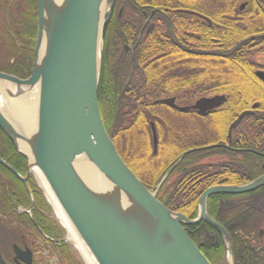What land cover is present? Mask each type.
<instances>
[{
  "label": "water",
  "instance_id": "obj_1",
  "mask_svg": "<svg viewBox=\"0 0 264 264\" xmlns=\"http://www.w3.org/2000/svg\"><path fill=\"white\" fill-rule=\"evenodd\" d=\"M49 3L51 6L50 0H37V33L29 77L20 80L0 73V96L3 94L9 101L15 96L4 83L22 88L24 93L38 87L33 136L29 140L33 165L44 175L60 207L97 264H210L182 225L205 221L229 242L223 229L207 217L206 199L212 194L236 195L252 191L264 184V175L248 185L205 190L199 200L196 219L188 220L166 208L157 200V194L183 156L153 190H148L120 158L101 121L97 86L105 33L116 0H64L59 9L51 7L54 13ZM101 6L105 8L103 14ZM42 46L40 60L38 52ZM256 76L264 82V74L258 72ZM223 101L224 98L216 96L201 98L191 107H178L174 99L169 98L154 104H164L180 113L193 110L205 117ZM248 115L252 112L241 113L231 123L228 138L240 120ZM150 129L155 153L157 136L152 122ZM0 130L10 139L14 151L27 160L26 177L18 175L1 159L0 165L26 185L29 160L18 150L11 134L24 143L28 140L11 130L1 112ZM80 157H85L93 171L116 192V197L125 200L122 209L113 205L116 199L108 200L87 188L75 169ZM133 215H139L146 225H137ZM228 242L227 252L230 251ZM13 262L32 264V252L13 246ZM0 264H6L1 253Z\"/></svg>",
  "mask_w": 264,
  "mask_h": 264
},
{
  "label": "trees",
  "instance_id": "obj_2",
  "mask_svg": "<svg viewBox=\"0 0 264 264\" xmlns=\"http://www.w3.org/2000/svg\"><path fill=\"white\" fill-rule=\"evenodd\" d=\"M228 1H231L229 3L231 5L223 10L221 5H225L227 0H212V3L217 4L218 7L217 15L213 16L216 25L211 28L206 26L201 28L200 42L194 41L192 38L187 39L189 44L195 45L198 50L200 48L202 53L216 52V56L205 54L198 57L188 54L181 56L180 50L169 39L168 25L164 18L156 16L159 25L152 37L144 35L138 42L133 67L131 65L125 67L124 71H121V67L118 72L123 74L122 79L111 78L108 75L107 85L105 84L103 88L99 85L97 95L100 115L103 126L115 145L117 140L120 145L122 139H126L131 132L138 131V127L141 128V131H146L149 121L154 123L158 137L156 154L152 152L149 139H146V145L140 144L136 151H132V147H127L128 157L123 156L121 151H118L127 167L150 189L159 183L182 151L186 149V145H181L179 142L180 131L173 122L175 117L182 115L163 105H152V102L167 97H177L178 87L183 83L195 87H189L191 90L188 91V94L191 100L214 95L226 97L222 106L214 110L209 119L197 117L192 113V118L200 122V126L197 127L198 132L209 131L204 136L200 133L205 138L200 141L201 146L226 141L228 125L240 112L250 110L252 104L257 102L259 107L253 110L254 115L245 117L243 123L232 131L231 142L228 146L242 150L250 148L261 154L264 153V85L254 77L253 66L248 56L243 55L247 50V43H241L243 39L253 34L249 32H253L261 20L264 21V15L256 8L260 4V0H251L252 10L247 13L250 17L247 20L249 26L246 28L244 26V14L239 13L236 9L241 0ZM147 2V0H117V7L122 6L123 14L121 17H117L116 11L111 19L107 29V38L110 39V44L120 46L125 42V38L132 33V30H138V27L131 25L125 15L131 16L134 11L132 5L145 6ZM168 2L170 1H159L163 5ZM17 21L19 27L25 28L27 33L31 30L32 22L27 15H21ZM173 31L175 42H178V27L175 24ZM137 33L138 31L135 34ZM217 46L220 47L216 48ZM235 46L237 47L233 50ZM231 50L233 52L230 56L225 55L226 53L229 54ZM114 62L116 63V61ZM31 64L32 57L26 60L23 58L16 59L13 65L19 69L20 74L16 73L15 75L22 79L29 76ZM126 80L128 81L125 87ZM149 109H151L150 114L148 113ZM260 118L263 119L259 120ZM209 121L216 126L215 135H213L212 127L208 125ZM146 137L148 138L147 135ZM165 154H169L167 160L163 158ZM195 156L197 155L191 154L188 158L193 159ZM246 156L249 158L250 164H242L237 172L242 175L248 174V177L252 179L259 169V165H255V161H259L260 158L252 154H246ZM0 158L17 173L24 172V160L13 151L1 132ZM132 162L135 163V166ZM190 166L191 169L185 173H182L183 163L174 168L160 187L157 200L170 211L181 213L188 219H193L197 213V204L193 202L195 190H183L182 177L185 175V178L192 179L196 174L201 175L207 169L206 166H200L196 163H192ZM212 166H216L213 169L218 167L221 169L222 165L216 163ZM6 181L11 183L10 189ZM0 187V251L2 253L6 248L9 253L7 243L16 242L21 229L11 227L10 223L5 220L19 219L20 217L14 214L16 207L29 203V200L21 183L1 165ZM33 199L32 219L35 224L34 228L41 231L49 239H59L60 230L48 218L49 210L46 204L41 201L42 199L37 194L34 195ZM8 212L12 214L6 215ZM3 217L6 219L3 220ZM28 220L30 219L28 218ZM29 226L31 227V225ZM191 239L194 241L193 238ZM241 241L242 238L238 237H232L231 243L229 241L234 264H264L263 256L245 249ZM33 243L36 245L35 240ZM52 247L60 264H79L77 258L61 241L59 245ZM211 251L213 258L206 256L207 260L210 264H219L224 254L223 247L220 245ZM5 262L13 264L11 259ZM33 264L44 263L34 261Z\"/></svg>",
  "mask_w": 264,
  "mask_h": 264
},
{
  "label": "flooded vegetation",
  "instance_id": "obj_3",
  "mask_svg": "<svg viewBox=\"0 0 264 264\" xmlns=\"http://www.w3.org/2000/svg\"><path fill=\"white\" fill-rule=\"evenodd\" d=\"M147 1L148 2L145 6L132 5L134 11L131 13V16L125 15V17L131 22V25L138 27V30H132V33L125 38L124 43L120 46L110 44V39L107 38V32L105 33L102 48L103 65L100 72L99 84L102 88L106 84L108 75L115 79L123 78V74H119L118 72L121 68V62L126 60L131 62V64L134 63L138 42L144 35H150L152 37L159 25L156 21L158 20L156 19V16H162L164 18L168 25L169 39L174 46L180 50L181 56L186 54L195 57L201 56L202 54L207 56H216V52L202 53L200 48L198 50L195 45L192 46L187 42V39L191 38L194 39V41L196 40L200 42L201 28L203 26L211 28L216 25L213 16L217 15L218 7L217 4L212 3V0H169L170 2L165 5L159 3L160 0ZM230 2L231 1L227 0V3L225 5H221V8L223 10L227 9L231 5L229 4ZM256 8H258L260 12H263L264 15L263 0H260V4L257 5ZM236 9L239 13L244 14V26L247 28L249 26L247 20H249L250 17L247 13L252 10L251 0H241L236 6ZM36 11L37 0H0V21L2 23L0 30V70L3 72L20 74L18 71L19 69L12 65L14 61L19 58L26 60L32 57L33 59L34 42L37 33ZM116 11L117 17H121L123 8L121 5L120 7H117V3H115L113 15ZM21 15H27L32 22L31 30L28 33L25 28L23 29L19 27L17 19H20ZM174 24L178 27V42H175L176 40L173 31ZM189 27L190 29H188ZM137 31L138 33L135 34ZM123 33L126 32L123 31ZM249 33L253 34L243 39L241 42L247 43V50L243 55L248 56V59L253 66L254 77L264 85V82L256 76V73L258 72L264 74V21L261 20V23H258L257 28L253 29V32ZM237 46L233 47V49ZM218 47L220 46H217L216 48ZM232 52L233 51L231 50L229 51V54L226 53L225 55L230 56ZM253 56H256L254 61L251 59ZM3 59H6L5 63L3 62ZM114 61H116V63ZM121 71H124L123 67L121 68ZM126 85L127 82L124 86L126 87ZM189 87L195 88L193 85H186V83L180 84L178 87L179 93L177 97H167L163 99L173 98L176 106L191 107L197 100L201 98H209L199 97L191 100L188 94V91L191 90ZM224 102L225 101H223L222 104ZM152 105H154V101L152 102ZM255 105L256 107H254ZM258 107L259 103L255 102L252 104L250 110H245L243 112H252V115L250 116H253V110ZM148 111L150 114L151 109ZM212 112H210V114L206 117H201L196 112L190 111L187 114H182L181 117L185 118L186 121H189V119L192 118V113H194L197 117L209 119ZM262 119L263 118H260L259 120ZM196 122L197 120H195V123ZM180 124L181 127H179V131L181 138L179 142L181 145H186V149L182 151L178 159L186 152H190L185 154L178 163V165L183 163L182 173L191 169L190 165L192 163L199 165V160L201 158H207L206 162L202 163V166H206L207 169L204 173L201 175L196 174L192 179L185 178V175L182 177V181L184 182L182 189L195 190L193 202H196V204L199 203L201 195L207 189L213 187L244 186L255 177L264 175V153L261 154L256 151H242V149H235L228 146L231 142V139L229 140L228 138V129L230 124L226 130V141L202 146L201 142L194 140L199 135L197 125H194V128H190L187 127L184 122ZM243 153L252 154L260 158L259 161H255V165H259V169H257V172H255L256 176L252 179L248 177V174L242 175L237 172V169L242 166L239 155ZM191 154H195L197 156L193 159H191V157L188 158ZM216 163L222 165L221 169H219V167L213 169L216 166L212 165ZM185 201H187V198L184 200V203L186 204ZM205 206L207 217L223 229L230 243L232 237L242 238L241 242L243 243V247L245 249H248L254 254H261L264 258V184L259 188L242 194H212L207 198ZM197 216L198 211L193 219H196ZM182 227L184 228L187 236L198 247L206 259L207 257L213 258V252L211 250L220 247V245L223 247L224 253L227 251L226 246L228 241L217 229L207 222L199 221L195 225H182ZM191 238H193L194 241ZM28 239L29 238L23 236L21 233L18 235L16 242L10 241V243L8 242L9 244L7 243L11 258L13 257V246H17L21 250L25 248L29 249L31 247ZM30 249L29 250L32 251V248ZM231 258L233 260L232 254ZM225 262L226 259L224 258L220 260L219 264H225ZM33 263L32 254V264Z\"/></svg>",
  "mask_w": 264,
  "mask_h": 264
},
{
  "label": "bare ground",
  "instance_id": "obj_4",
  "mask_svg": "<svg viewBox=\"0 0 264 264\" xmlns=\"http://www.w3.org/2000/svg\"><path fill=\"white\" fill-rule=\"evenodd\" d=\"M50 1H51V6H50V3H49V6H50L51 11L54 13L55 12L54 10L57 8L59 9L60 5H62L64 0H50ZM263 2H264V0H263ZM104 12H105V8H104V6H101V14H103ZM122 14H123V12H122ZM110 22H111V20H110ZM110 22H109V24H110ZM109 24H108V26H109ZM48 26L49 25L47 23L44 27L45 28V30L43 32L44 40L47 37ZM107 29H108V27H107ZM106 32H107V30H106ZM38 54L40 56L38 59L41 60V58L43 56V46H42L41 50L38 52ZM102 65H103V57H102V61H101L100 72L102 70ZM119 65H120V63H119ZM130 65H131V67H133V63L131 64V62H129V61L124 60L121 62V67H123V68L129 67ZM31 69H32V67H31ZM99 79H100V76H99ZM127 81L128 80H126V82ZM3 85L10 87V90L12 91L13 96H15L17 98L14 97L13 99H11V101H9V99H7L6 97L4 98L3 97L4 95L1 93L2 95L0 96V112L4 115L6 121L8 122V124L11 127V130L14 133H16L18 136H23V137L27 138V140H28L26 143H24L23 141L15 139V136L11 134V136L13 137L14 143L17 146L18 150L21 151L25 155V157H27L29 160V174H31L34 178H36V180L38 182V187L43 192L48 205L52 209L53 219H55L58 222V224L61 226V228L66 232L65 241L72 243L73 249L78 252V254L81 257L84 264H97L96 261L94 260L93 256L89 252V250L86 248L84 243L80 240L79 236L77 235L76 231L74 230L73 226L71 225V223L68 220L67 216L65 215L64 211L60 207V205H59L57 199L55 198V195H54L52 189L48 185L44 175L41 173V171L36 166L33 165L34 161H33L32 151L30 150V145H29L30 141L29 140L33 136L32 126L35 123L34 115L36 113L35 107L37 104L38 87L33 88L30 92L24 93V92H22V88L16 89V88H13V86L11 84H5V83ZM98 88H99V83L97 86V92H98ZM212 97H216V96H212ZM218 97L224 98V101H225V96L219 95ZM97 102H98V95H97ZM220 106H222V104ZM240 114H241V112L237 115L235 120L239 117ZM248 116H250V115H248ZM245 117H243L240 120V122L236 126V128L243 123ZM101 121H102V118H101ZM102 124H103V122H102ZM4 137L7 140V142H9L12 149L14 150V148L10 142V139H8L6 136H4ZM150 145H151V148H153L152 140H151ZM157 150H158V143L156 145V151ZM167 151H169V150H167ZM242 151H255V150L250 149V148H245ZM187 153H190V152H186L185 154H187ZM185 154H183L182 156H184ZM246 154L247 153H243V154L239 155V159H240V162L242 164H250V160L246 156ZM166 155L169 156V154H165L164 157ZM178 160L179 159L177 158V160L174 162L173 166L176 164V162ZM206 160H207V158H204V157L201 158L199 160V165L202 166L203 165L202 163L206 162ZM173 166L171 168H173ZM75 169L89 190H91L94 194H96L98 196L105 197L108 200L116 199V201L112 202L113 205L118 210L122 209L123 204H125V200L122 199L121 196H119L120 198L116 197V195H117L116 192H114L110 187H108L103 182V179L95 171H93L91 165L88 163V161L85 159V157H80L76 160ZM17 174L19 175V173H17ZM261 177L262 176L255 177L254 179L249 181L248 184L254 183L255 181L259 180ZM161 179H160V181H161ZM160 181H159V183H160ZM248 184H246V185H248ZM261 186H263V185H261ZM261 186H259V187H261ZM144 187L148 189V187L145 184H144ZM259 187H257V188H259ZM148 190H153V189H148ZM117 198H119L120 200ZM198 206H199V203L197 204V211H198ZM133 216H134V222L137 225H140L143 227L146 225L144 220H142L139 215L138 216L133 215ZM68 245H70V244H68ZM224 258L226 259V263L233 264V260L231 258V251H229V252L226 251L223 254L222 259H224Z\"/></svg>",
  "mask_w": 264,
  "mask_h": 264
},
{
  "label": "rangeland",
  "instance_id": "obj_5",
  "mask_svg": "<svg viewBox=\"0 0 264 264\" xmlns=\"http://www.w3.org/2000/svg\"><path fill=\"white\" fill-rule=\"evenodd\" d=\"M33 16H34V14H33ZM111 19H112V17H111ZM1 25H2V23L0 21V30H1ZM36 26H37V24H36ZM35 40H36V37H35ZM34 46H35V42H34ZM255 58H256V56L255 57L253 56L251 58L252 61H254ZM11 59H13V58H11ZM33 59H34V49H33ZM33 59H32V63H33ZM3 60H4L3 62L5 63V60L6 59H3ZM0 73L6 74V75H9V76H13V77H15L17 79H20V80H24V79H26V78L29 77V76H27L26 78L22 79V78L17 77V75H15V74H10L8 72H3L2 70H0ZM189 121H190V123H189ZM189 121H186L185 118H182V117H175L173 119L174 124L178 128L181 127V124L180 123H183V122L186 123L187 127H190V128H194V125H197V127L200 126V122L197 121L195 123V119L194 118H190ZM208 125H210L212 127L213 135H215L216 134V129H215L216 126H214L211 123V121L208 122ZM137 130L138 131L131 132L126 139H122L120 145H119L118 140H117V144H116L117 147L112 142L114 144V147H115V149H116L117 152L118 151H121V153L123 154V156L128 157L127 152H126L127 147H132V151H136V148H138V146L140 144H142V146H143V144L146 145V139H149V141L151 143L152 135H151V129H150V124L149 123L147 125V128L145 129L146 131H141V128L140 127H138ZM139 131H141V132H139ZM0 132L3 134V136H5L4 133L1 130H0ZM202 132L203 131L198 132L199 135L194 139L195 141H197V142L203 141L205 139L203 137L204 134H206L209 131H204V133H202ZM145 134L148 136V138L146 137ZM14 152L16 154H18L16 151H14ZM18 155L22 157V159L24 160V163H25V166H23L24 172L21 173V174H19V175L21 177H26V174H27V160L22 155H20V154H18ZM167 156L168 155H166L164 157V160H167ZM134 164L135 163H133V165ZM15 179H17V178L15 177ZM18 181L23 186V188H24V190H25V192H26V194L28 196L29 203H27L25 205L21 204V205H19V206L16 207L14 214L17 215L18 217H20L19 219H16V220H12V219L5 220L6 217H3V220H5L8 223H10V226L11 227L17 228V229H21L20 234L22 233L23 236H26L27 238H29L28 240H29V245L31 246L30 248H32V251L31 252L33 254V261H35V262H37V261L38 262L39 261L41 262L42 261L44 264H60V261H59L57 255L53 252V247L52 246L53 245H57V244L59 245V243L61 241V243H63L64 245H66L67 248L71 251V253L77 258L78 263L79 264H84V262L82 261L81 257L79 256L78 252L73 249L72 243H69V242H66L65 241L66 232L61 228V226L58 224V222L55 219H53L52 209L48 205V203H47V201L45 199V196H44L43 192L38 187V182H37L36 178H34L31 174H29V176L27 177V180H26V185H24L20 180H18ZM6 182H7V186L10 189L11 186H12L11 183L8 182V181H6ZM154 188H152V189H154ZM0 190H1V187H0ZM36 194L39 195V197L42 199L41 201L42 202L44 201V203L46 204V206H47V208L49 210L48 218L51 221H53L55 223V225L57 226V228L60 230V233H61L60 236H59L60 238L57 239V240H52V239L47 238V236H45L41 231H38L37 229L34 228L35 224H34V221L32 219V214H33L32 209H33V205H34V199L33 198H34V195H36ZM174 213H176V212H174ZM11 214L12 213L8 212V214H6V215H11ZM28 218L30 220H28ZM29 225H31V227ZM33 240H35L36 245H35V243H33ZM68 244H70L71 246L68 245ZM22 250H24V249H22ZM1 255H2V257H3V259L5 261H8L9 259H11V261L13 262V257L11 258V254L8 253V251L6 250V248H4V250L1 253ZM13 264H15V263L13 262ZM225 264H228V263L225 262Z\"/></svg>",
  "mask_w": 264,
  "mask_h": 264
}]
</instances>
